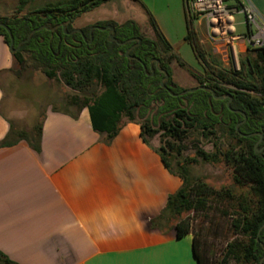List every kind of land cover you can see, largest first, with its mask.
I'll return each instance as SVG.
<instances>
[{"label": "trees", "instance_id": "obj_1", "mask_svg": "<svg viewBox=\"0 0 264 264\" xmlns=\"http://www.w3.org/2000/svg\"><path fill=\"white\" fill-rule=\"evenodd\" d=\"M29 1L18 0V7L11 16L0 17V23L11 32L13 48L31 31L46 27L11 52L14 63L23 69L28 61L46 79L79 94L82 100L73 96L69 104L79 111L87 109L92 129L105 134L106 143L119 133L125 121L140 126V137L148 145L150 139L157 135L162 137L164 144L156 151L165 168L179 177L182 185L168 196L164 209L152 220L151 226L160 230L174 229L176 239L191 234L196 264H213L201 250L199 237L191 232L188 218H179L190 212L205 211L210 200L231 197L228 192L222 196L190 178V165L200 161L223 162L232 169L235 183L248 190L244 197L238 198L232 211L231 228L238 238L225 245L220 260L214 264L232 261L234 264H264V153L260 155L254 150L260 137L262 142L258 148L264 146V43L260 48L249 47L239 57L238 69L224 66L201 41L193 28L194 20L187 14V0H183L185 41L200 71L189 69L198 84L196 91L178 95L187 89L173 82L171 64L177 63L180 67L185 64L175 55L151 16L153 39L144 36L140 27L130 20L120 25L112 21L98 22L80 28L79 33H71L78 18L111 0H68L46 4L21 15ZM108 25L113 27L112 35L117 42L132 41L120 45L109 39L108 31L94 29L90 33L93 27ZM0 38L9 47L10 36L4 27H0ZM129 48L127 57L125 53ZM165 75L168 79L162 86ZM214 95H229V106L228 98L218 101ZM42 121L28 132L14 131L9 124L10 130L0 142V148L26 141L39 152ZM194 134L204 138L228 137L234 144L225 150L218 146L213 152L196 145L194 157L177 161L174 171L170 165L172 152L182 154L181 145ZM167 216L179 220L163 225ZM0 264L16 263L0 252Z\"/></svg>", "mask_w": 264, "mask_h": 264}, {"label": "crops", "instance_id": "obj_2", "mask_svg": "<svg viewBox=\"0 0 264 264\" xmlns=\"http://www.w3.org/2000/svg\"><path fill=\"white\" fill-rule=\"evenodd\" d=\"M249 1L264 16V0ZM13 66L0 38V105ZM9 130L0 110V142ZM181 185L138 124L106 143L87 109H48L39 152L26 141L0 148V252L16 264H196L191 235L151 226Z\"/></svg>", "mask_w": 264, "mask_h": 264}, {"label": "rangeland", "instance_id": "obj_3", "mask_svg": "<svg viewBox=\"0 0 264 264\" xmlns=\"http://www.w3.org/2000/svg\"><path fill=\"white\" fill-rule=\"evenodd\" d=\"M62 1L68 0H31L24 5L21 15L39 9L46 4ZM17 7L18 0H0V14L12 15ZM183 10V0H139V2L135 0H111L83 14L73 23V27L80 29L98 22L108 21L120 25L130 20L140 27L144 36L153 39L154 32L149 24V16H151L164 38L171 45L175 55L185 64V67H180L177 63L171 64L173 82L181 89H191L197 87L198 84L189 69L200 71V67L197 65L191 47L185 41L187 31ZM235 19L241 22L243 17L238 15L235 16ZM192 25L194 29L199 28L197 21H193ZM237 29L239 34L245 32L243 26ZM199 37L206 48L213 51L207 41L203 25L200 26ZM243 54L242 51L240 56ZM215 56L222 62L220 55L215 53ZM223 65L230 67L224 63ZM2 91L3 98L0 110L14 131L28 132L32 130L41 123L44 113L48 109L71 114L79 112L78 108L70 105L69 102L73 96L80 97V95L59 82L46 79L28 61L23 69L14 63L8 79L2 83ZM79 100L82 98L80 97ZM149 141L155 149H159L164 144L160 135ZM233 144L234 140L228 137L217 135L216 138L214 136L204 138L201 134H194L189 136L181 145L182 154L172 152L170 165L176 171L177 161L183 162L186 158L194 157L196 145L206 152H213L218 146L225 150ZM189 170L192 182L200 181V184H204L222 196L228 192L232 197L210 200L205 211L190 212L179 218H188L191 223V232L200 239L201 250L214 264L220 260L225 245L238 238L231 228V222L234 218L232 211L237 205L238 198L244 197L248 189L240 188L235 183L232 169L223 162L208 164L200 161L190 165ZM167 218L162 222L163 225L170 221L175 223L179 220L171 216H167ZM230 264H234V261Z\"/></svg>", "mask_w": 264, "mask_h": 264}, {"label": "built area", "instance_id": "obj_4", "mask_svg": "<svg viewBox=\"0 0 264 264\" xmlns=\"http://www.w3.org/2000/svg\"><path fill=\"white\" fill-rule=\"evenodd\" d=\"M187 14L203 26L212 52L221 56V63L238 69L241 51L239 42L246 47L260 48L264 43V16L258 13L249 0H187ZM241 15L238 22L235 16ZM243 26L245 32L238 33Z\"/></svg>", "mask_w": 264, "mask_h": 264}, {"label": "water", "instance_id": "obj_5", "mask_svg": "<svg viewBox=\"0 0 264 264\" xmlns=\"http://www.w3.org/2000/svg\"><path fill=\"white\" fill-rule=\"evenodd\" d=\"M0 27H4V28L6 29V31H7V33H8L9 36H10V45H9V49H10L11 52H12V51H17V50L20 48V46L22 45V43L27 42V41L30 39V37H31V35H32L33 33L39 31V30L42 29V28H45V29H46V27H42V28H38V29H35V30L31 31V32L29 33V35L27 36V38H26L23 42H21L20 44H18V45L16 46V48H13V46H14V41H13V38H12V36H11V32H10V30H9L6 26H4V24H2V23H0ZM63 28H64V27H63ZM54 29H55V28H52L51 30H54ZM94 29L101 30V31H108V37H109V39H110L111 41H115V42H117V41L115 40V38L113 37V35H112L113 27H112L111 25H108V26L103 27V28H100V27H93V28H91L90 33H91ZM74 32H78V33H79V32H80V29H74L71 33H74ZM131 41H132V40H127V41L122 42V43H119V42H117V43L120 44V45H125V44H127V43H129V42H131ZM139 43H140V40H138V43H137V44H139ZM130 50H131V48H129V49L126 51V53H125V54L127 55V57H128V53H129ZM129 58H131V57H129ZM167 79H168V75H165L164 78L161 80V85H162V86H163V82L166 81ZM196 89H197V88L187 89V90H184L183 92H181V93L178 94V95H183V94H186V93H193V92L196 91ZM212 94H213V93H212ZM214 98H215V100H218V101H223V100H225V99L228 98L227 107L229 106V103H230V101H231V98L229 97V95H224V96H215V95H214ZM245 120H246V118L244 117L243 122H244ZM239 125H240V124H238V125L236 126V130H237V131H238V127H239ZM242 136H245V135H242ZM261 142H262V137H260L259 140L255 143V145H254V150H255V152H256L257 154L263 155L264 147L258 148Z\"/></svg>", "mask_w": 264, "mask_h": 264}, {"label": "flooded vegetation", "instance_id": "obj_6", "mask_svg": "<svg viewBox=\"0 0 264 264\" xmlns=\"http://www.w3.org/2000/svg\"><path fill=\"white\" fill-rule=\"evenodd\" d=\"M262 147H264V146H262ZM263 153H264V151H263Z\"/></svg>", "mask_w": 264, "mask_h": 264}]
</instances>
